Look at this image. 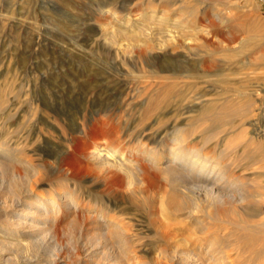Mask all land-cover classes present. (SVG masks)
<instances>
[{
	"label": "rangeland",
	"instance_id": "374dc122",
	"mask_svg": "<svg viewBox=\"0 0 264 264\" xmlns=\"http://www.w3.org/2000/svg\"><path fill=\"white\" fill-rule=\"evenodd\" d=\"M161 17L172 20L169 30L178 28L174 39L158 28ZM188 70L195 78L186 76ZM175 71L183 75L172 76ZM197 72L210 74L204 77L209 81ZM165 84H172L175 94L183 92L184 99H166ZM199 94L206 102L195 98ZM204 107L211 109L205 117L200 115ZM177 129L186 148L199 149L230 173V183L245 188L243 201L225 200L223 207L251 210L259 217L254 220L264 222V0H0V147L10 149L13 159H0V243H15L29 256L37 248L61 247V256L76 264L78 256L68 250L97 240L88 209L92 193L109 199L108 216L120 229L140 233L137 249L148 248L146 259L155 257L152 247L160 242L154 234L163 226L209 243L213 220L201 211L192 216L178 211L171 201L182 199L177 189L186 176L166 181L161 173L159 182H151L142 174L111 171L89 157L103 146L125 152L138 168L148 167L142 143L170 146ZM43 136L47 142L40 144ZM130 178L139 182L131 186ZM27 185L36 195L70 191L80 208L70 214L64 210L54 226L50 222L52 229L37 230L36 212L28 217L18 211L26 196L15 207ZM161 196L171 213H161ZM11 228L41 236L22 246L5 237ZM230 231L226 224L220 233ZM236 250L233 245L226 250L231 264H250L248 254L239 260Z\"/></svg>",
	"mask_w": 264,
	"mask_h": 264
},
{
	"label": "bare ground",
	"instance_id": "6f19581e",
	"mask_svg": "<svg viewBox=\"0 0 264 264\" xmlns=\"http://www.w3.org/2000/svg\"><path fill=\"white\" fill-rule=\"evenodd\" d=\"M169 22H172V20L169 21L168 18H162L161 17L160 22H159L160 26L158 28L163 29L165 32L169 31L168 36H170V37H172V39H174V37H176V32L178 31V28H176V29L174 28L175 30H169V27L171 26ZM173 22L176 23L177 20L175 19V20H173ZM175 25L178 26V23H176ZM134 27H133V29H134ZM129 29H131V28H129ZM129 32H131V31H129ZM145 36L146 37L148 36L151 38V36H149V35H145ZM186 72H188V74L186 75L187 77L190 78L192 76L191 78H193V76H194L193 70L192 71L188 70ZM190 72L191 73L193 72V73L191 74ZM157 74H158V76L165 77V75L162 76L161 71L157 72ZM181 74L182 73H180L179 71H175V72H173L172 76H182L183 74L182 75ZM196 75L198 78L200 77V79H205L204 77L210 76V74L209 75L208 74L200 75L199 73ZM170 78L171 77L167 76L168 80ZM172 78H174V77H172ZM194 78H195V76H194ZM204 81L208 82L209 80L205 79ZM167 85H168V83H167ZM163 86H165V87H163L161 91H162V94L164 95V97L166 99H170V97L171 98H182V99H184L183 92H177L176 94L174 93L173 90L176 89L175 87L172 89L170 86H166V84ZM243 93L244 92H242V94ZM204 97H205V94H199V96H197V97L195 96L196 99H199L201 101H205ZM187 99H189V98H187ZM210 113H211V109L209 107L208 108L204 107L200 111V115L203 117L209 115ZM163 115H165V114H163ZM144 130H146V129H144ZM143 131H142V133H143ZM173 131H174L173 134H175V135H172L174 137L171 138L172 143L170 146L157 147L160 145V142H158L155 147H151L150 145H146V142L142 143L143 146H146V149H144L142 152L145 154L147 160L150 162V166H148V167L138 168L136 166V163H135L136 161L134 162L133 158H130L125 152L119 151L118 149H114V148L111 149V148L103 147V146L95 147L90 152L89 157L94 159L95 162L98 163L102 167L109 168L110 170L111 169H117L118 171L121 170L124 173H126L127 175H129V173H131L132 176L134 175V173H135V175L142 174L144 179H147V178H149V180L152 179L153 181H151V182H159L158 174H161V173L166 176V178H165L166 181L169 180L168 176H175V178L177 179L176 181L180 180L181 177L186 176L188 181L187 182L185 181L182 184L179 183L180 184L179 187L182 186V188L177 187L178 188L177 192H180L179 195L183 196L184 198L182 197V199H180L181 197L180 198L176 197L177 194L175 195V193L173 191L174 189H173L172 191H173V194L175 195L176 198H174V199L172 198L173 200L171 199V201L175 202L174 207L178 211H183V212L185 211L190 216H192L196 211H201L203 213H206L207 215L206 214L205 215L208 218L213 220L212 226L215 227L216 231L214 230V233L212 231V233H211L212 238L209 241V243H207L208 245L206 244V240L202 239L201 237H199L193 241V240H190L192 238H187V237L183 238L181 235H178L179 233L177 234V232H176L177 230L171 229L172 230L171 231V230H168L169 228L165 229L168 226H163L162 227L163 231L159 232V230H158V232H156L154 234V237L156 238V240L158 242H160L159 246L156 245L155 247H152L154 249V252H155V257H151V256L149 257L147 255V259H146L145 254H146V252H148V248L142 247L141 250L137 249L138 246H140V244H141L140 240L143 239V237L140 235V233L128 232V231H126L127 229L125 230L124 229L125 227L123 228L122 226L120 229L119 226H117L118 225L117 222L114 221L113 219L109 218V216H108V211H110V209L112 208L111 202L108 201L109 199L104 201L101 199V196L99 195V193H92V194H90V196H92L91 200L89 198H87L90 200V202L92 204L91 207H89L88 209L90 212L89 218L91 219V222L96 224L97 240H96V243H92L90 241H87V242L84 241L81 244L80 248H78L76 246V248L74 247V248H72V249L70 248L68 250V251H71L72 256L73 255L78 256L76 264H162L163 262L165 264H166V262H169L171 264H220V263L221 264H231L232 263L230 261L231 257L229 260V256H228V253H226V250H227V248H229L232 245L235 246V248L237 249L236 250L237 251L236 258L237 259L241 260L240 258H242L243 254L246 255V253H247L248 258H246V260H248L250 262V264H260V262L264 263V227H263L264 222H262V221L258 222L256 220H254V218L258 219L259 217H257L258 215L253 213L251 210L250 211L244 210L243 212L236 211V210L229 211L223 207L225 205L224 202H226L225 200H228V203H229V201L230 202H236V203L243 201L245 198V197H243V195L245 193V188L242 187V185L238 186L236 183H234V184L230 183L231 178L229 179L226 176V174H230V173L225 174V172H223V170H222L223 168H221L223 166H218V164L210 163L207 160L206 156L203 157L202 156L203 154L202 155L200 154L199 149L198 150L195 148L191 149L189 147L186 148L185 147V145H186L185 140L182 138V135L180 134L182 132L180 129L173 130ZM142 137L143 136H140V138H142ZM140 140L141 139L138 138V141H140ZM40 141H41L40 144L46 143L47 137L43 136V138H41ZM161 143L165 144L164 141H161ZM203 145H205V144H203ZM196 146L197 145H195V147ZM11 157H12V154L10 152V149H3L0 147V159H3V161L5 160L7 162H8V160L13 161V159ZM15 159H17V158H15ZM3 161L0 160V163ZM130 168H132V169H130ZM93 170L94 169L92 168V171ZM96 172H97V170H96ZM34 175H36V174H34ZM77 175L78 174H76V176ZM60 177L63 178L62 180H65V181L69 180V178H68L69 176H66L65 174L61 175V173H60ZM110 177L111 176H108L107 178L105 177L106 182H111ZM112 177H113V175H112ZM129 177H130V175H129ZM138 178H140L139 175H138ZM129 180H130L129 184L131 182L132 183L133 182L136 183V181L139 182L138 180L133 181L131 178ZM38 181H36V182H38ZM240 181H242V180H240ZM62 182H64V181H62ZM141 182H142V180H141ZM132 183H131V186H132ZM27 187H29V186L27 185ZM30 188H32V187H29L26 189L24 188L25 191L21 190L18 194L19 196L16 195L18 199L16 198L15 199L16 202L15 201L14 202H15V207L20 206L23 203V201H21V199H22L21 196H26L25 202L23 203V205H24L23 209H18V211L19 212L24 211L25 215L29 217V214L31 212H33V210H34L37 214V217H38V219L35 220V222H37V224L34 225L36 228H39L37 230H40V229L41 230L42 229L50 230V229H52L53 227L51 228V226L53 224H55L52 222L58 220V218H56V217L59 214H61L64 210H65V212L70 214V213H74L75 211H77L80 208L78 196L76 197V194L74 195V193H72L70 191H67V190L60 191V192L57 191L53 195L44 196L42 194L36 195L35 193H33L34 189L29 190ZM111 188H112V186H111ZM78 189H79V187H78ZM30 193L31 194L33 193V194L30 195ZM170 194H171V196H173L172 193H170ZM165 197L166 196H163V197L161 196V198H160L161 200L159 203L160 207H161V213L163 215H165L166 213H171L170 205L168 206V200L165 199ZM166 204H167V206H166ZM90 208L92 210H90ZM113 208H114V206H113ZM9 213H10L9 211H5V215L6 214L9 215ZM24 213H19V214L21 215ZM110 213H111V211H110ZM11 216L13 217L12 214H11ZM178 220H179V218H178ZM197 221L202 223V220L199 218L197 219ZM50 222L52 223V225L50 224ZM179 222L180 221H178V223ZM162 224L163 223H161V226H162ZM226 224L231 226V231L229 233L227 232L228 233L227 235H223L220 233V230L222 228H226ZM210 226H205V227H210ZM214 227H212V228H214ZM173 230H175V232H173ZM205 230H206V228H205ZM35 232L36 233H33V231L32 232H30V231H16L15 229L11 228L6 232L7 234L6 233H4V234H5V237L8 239L9 238L10 239L11 238L17 239L18 244L23 246L24 244L22 243V241L27 240V239H31V238L35 239V237H37L38 235L41 236L39 233L37 234V231H35ZM206 232H208V231H206ZM1 233H3V232H1ZM186 233H188V232L186 231ZM208 234H210V233H208ZM186 236H188V235H186ZM192 236H193V234H192ZM135 241L138 242V244L134 243ZM7 242H9V241H7ZM10 244H12V243L10 242ZM10 244L6 245L5 243H0V263H2V264H10V262L14 261V260L16 261L15 264H17L18 262H20L21 264H44V261L46 262V260H44L42 255L47 257L46 264H73L70 262L71 259L66 260L65 258H63L61 256V253H62L61 247L60 248L55 247L52 249L51 248L50 249L37 248L35 250V254H32V256H29L28 254H26V251L24 248H22V247L14 248L15 243H14L13 247H11ZM198 244H200V245H198ZM154 252L151 255H154ZM242 263H244V262H242ZM244 264H246V263H244Z\"/></svg>",
	"mask_w": 264,
	"mask_h": 264
}]
</instances>
